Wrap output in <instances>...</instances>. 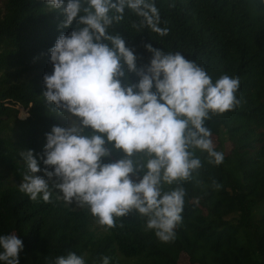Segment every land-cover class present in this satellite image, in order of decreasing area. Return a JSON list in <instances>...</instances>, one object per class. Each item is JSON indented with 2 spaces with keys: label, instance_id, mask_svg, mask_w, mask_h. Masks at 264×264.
Returning a JSON list of instances; mask_svg holds the SVG:
<instances>
[{
  "label": "trees",
  "instance_id": "obj_1",
  "mask_svg": "<svg viewBox=\"0 0 264 264\" xmlns=\"http://www.w3.org/2000/svg\"><path fill=\"white\" fill-rule=\"evenodd\" d=\"M172 3L156 0L160 26L168 29L165 36L148 29L138 33L131 27L138 23L131 12L116 26L126 46L135 50L137 66L151 57L145 44L180 51L213 80L223 74L239 77L241 103L206 121L219 137L214 147L224 160L209 164L206 153L197 151L202 167L184 183L182 224L175 240L163 243L135 213L117 218L114 228L101 226L97 234L86 209L65 206L55 194L51 203L31 201L18 186L8 185L7 174L22 180L19 152L42 153L45 133L63 126L44 103L42 78L52 72L48 50L75 21L58 28L62 16L48 11L44 0H6L0 15V234L13 233L23 241L20 264H48L69 252L84 256L87 264H100L104 256L110 264H180L182 255L191 264H264V6L256 0ZM130 79L137 77L131 74ZM18 106L27 110V118H18ZM120 156L113 151L103 162Z\"/></svg>",
  "mask_w": 264,
  "mask_h": 264
},
{
  "label": "clouds",
  "instance_id": "obj_2",
  "mask_svg": "<svg viewBox=\"0 0 264 264\" xmlns=\"http://www.w3.org/2000/svg\"><path fill=\"white\" fill-rule=\"evenodd\" d=\"M256 2L264 6V0ZM44 5L59 11L58 28L75 21L48 50L52 72L42 78L45 105L68 123L45 133L42 153L19 152L25 171L18 190L44 203L55 194L65 206L86 209L105 230L135 213L159 241H174L183 221L184 183L202 167L197 151L206 153L209 164L224 160L206 121L240 105L239 77L213 80L180 51L151 44L144 45L151 53L148 63L138 67L135 50L116 26L131 12L138 33L167 35L156 0H44ZM113 151L120 158L103 162ZM213 186L220 188L215 181ZM23 250L16 234H0V264H20ZM48 264L87 262L69 252ZM100 264H110V258L102 257Z\"/></svg>",
  "mask_w": 264,
  "mask_h": 264
},
{
  "label": "rangeland",
  "instance_id": "obj_3",
  "mask_svg": "<svg viewBox=\"0 0 264 264\" xmlns=\"http://www.w3.org/2000/svg\"><path fill=\"white\" fill-rule=\"evenodd\" d=\"M5 3H6V0H0V15H2L3 12L5 11ZM34 73H35V72H33L31 75H33ZM17 108H18V114H17V115H18V118L23 119V118L20 117V115L22 114V112H23V113H27V110H26L25 108L21 107V106H18ZM59 121H60V123H61L63 126H67L68 121L65 120L64 117L59 116ZM221 138L225 140V136H224V135H222ZM211 139H212V141H213L214 146H217L218 143H219V137L216 136V135H212V136H211ZM225 148H226V150L229 149V144H228V142H227L226 140H225ZM5 174H6V173H5ZM39 174H40V173H38V175H39ZM5 179H6L7 183H8V185H15V186H18V184L20 183V181L16 180L12 175H8V174L5 175ZM72 209L77 210V209H80V208H78V207H72ZM90 221H91V227H92V229H93L97 234L103 232V229L101 228L100 225H98V224L95 222V219L91 216V214H90ZM179 263H180V264H191V263L188 261V259H187V257H186L185 255H182V256L180 257V259H179ZM124 264H135V262H134V261H128V262H125Z\"/></svg>",
  "mask_w": 264,
  "mask_h": 264
}]
</instances>
